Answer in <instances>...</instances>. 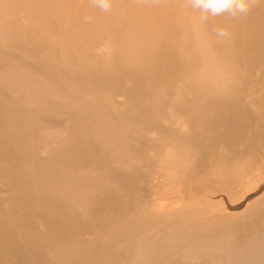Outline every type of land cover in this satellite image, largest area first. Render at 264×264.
I'll return each instance as SVG.
<instances>
[{
	"label": "bare ground",
	"instance_id": "bare-ground-1",
	"mask_svg": "<svg viewBox=\"0 0 264 264\" xmlns=\"http://www.w3.org/2000/svg\"><path fill=\"white\" fill-rule=\"evenodd\" d=\"M68 1L0 0V264H264V0Z\"/></svg>",
	"mask_w": 264,
	"mask_h": 264
},
{
	"label": "rangeland",
	"instance_id": "rangeland-1",
	"mask_svg": "<svg viewBox=\"0 0 264 264\" xmlns=\"http://www.w3.org/2000/svg\"><path fill=\"white\" fill-rule=\"evenodd\" d=\"M67 3L68 6H66L67 7L66 9H69V11L61 13V17H60L63 19L70 16L68 19L66 18V22L64 21V19H63L64 22H61V24L63 23L62 25L64 27H68V25H71V21H72L71 19L78 15V11L84 6L85 1L69 0ZM26 7L27 6L24 5L18 10H22V9L24 10L26 9ZM13 9H14L13 14H14L17 8L14 7ZM54 10H56V8L50 9L51 14ZM78 40L81 43L86 42L83 36L81 37L78 36ZM21 41H26V39L22 37ZM102 52L103 51L99 49L96 52H94V54L101 55ZM68 56L71 58L65 57L64 59L65 62H67V60L69 59L71 60L74 59L73 53L69 54ZM74 60L76 64H81L82 62L87 61V59L83 58V56L77 57ZM248 195H250L248 188L243 186L241 188L235 187L228 193H223L222 196L220 197V202L218 201L219 204L217 206H213L212 208V211H214V213L217 214L214 218L217 217L221 218L220 221L222 223L239 222L243 220V218L255 219L256 212L264 210V188L259 191H255V193L251 194L250 196Z\"/></svg>",
	"mask_w": 264,
	"mask_h": 264
},
{
	"label": "clouds",
	"instance_id": "clouds-1",
	"mask_svg": "<svg viewBox=\"0 0 264 264\" xmlns=\"http://www.w3.org/2000/svg\"><path fill=\"white\" fill-rule=\"evenodd\" d=\"M93 3L105 12L112 8L111 0H93ZM186 3L201 24L225 14L233 18L246 16L253 6V0H186ZM215 35L218 39L227 40L231 33L226 27L217 26Z\"/></svg>",
	"mask_w": 264,
	"mask_h": 264
}]
</instances>
